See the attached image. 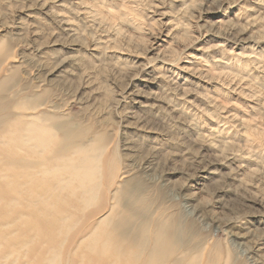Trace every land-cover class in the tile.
Returning <instances> with one entry per match:
<instances>
[{"label":"rangeland","instance_id":"1","mask_svg":"<svg viewBox=\"0 0 264 264\" xmlns=\"http://www.w3.org/2000/svg\"><path fill=\"white\" fill-rule=\"evenodd\" d=\"M6 55L10 90L100 135L150 210L179 211L206 248L257 258L264 0H0Z\"/></svg>","mask_w":264,"mask_h":264},{"label":"bare ground","instance_id":"2","mask_svg":"<svg viewBox=\"0 0 264 264\" xmlns=\"http://www.w3.org/2000/svg\"><path fill=\"white\" fill-rule=\"evenodd\" d=\"M10 58L0 56V264H244L199 243L179 211L150 210L100 135L24 103L8 87Z\"/></svg>","mask_w":264,"mask_h":264}]
</instances>
